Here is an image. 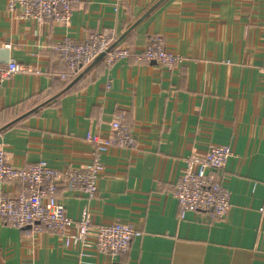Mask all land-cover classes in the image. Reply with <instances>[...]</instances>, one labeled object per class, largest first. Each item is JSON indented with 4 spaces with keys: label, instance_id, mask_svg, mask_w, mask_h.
Wrapping results in <instances>:
<instances>
[{
    "label": "crops",
    "instance_id": "crops-1",
    "mask_svg": "<svg viewBox=\"0 0 264 264\" xmlns=\"http://www.w3.org/2000/svg\"><path fill=\"white\" fill-rule=\"evenodd\" d=\"M96 32L136 52L161 36L179 59L172 70L93 62L61 81L51 46ZM10 60L27 72L0 85V127L25 117L0 132L5 159L15 168L83 167L93 152L85 135L106 133L126 112L135 149L100 156L93 198L63 188L56 196L69 218L87 210L93 226L122 222L141 235L111 260L0 222V264H264V0H80L66 26L22 20L0 0V65ZM211 144L232 151L222 171L229 212L221 221L180 218L173 187ZM19 189L0 182V191Z\"/></svg>",
    "mask_w": 264,
    "mask_h": 264
},
{
    "label": "built area",
    "instance_id": "built-area-1",
    "mask_svg": "<svg viewBox=\"0 0 264 264\" xmlns=\"http://www.w3.org/2000/svg\"><path fill=\"white\" fill-rule=\"evenodd\" d=\"M80 0H6L8 11L22 20L36 23H57L66 26ZM50 51L64 66L61 81L90 66L102 56L109 68L118 60L133 59L135 64L153 63L172 70L178 56L168 49L161 36H150L145 46L134 51L130 45L118 41L114 33L96 32L81 40L63 39L54 43ZM27 72L16 61L0 65V85L14 74ZM110 81H106L108 89ZM126 112L119 111L109 122L106 133H87L85 141L93 147L92 160L83 167L57 170L38 161L23 168L13 167L0 148V182L18 181L20 189L14 194L0 191V222L31 234L47 233L61 241L64 248L94 250L109 259L126 254L131 241L141 231L131 224L114 222L93 226L87 210L78 219L69 218L64 204L56 196L60 188L86 198H93L97 182L104 172L100 156L112 149H135L136 139L126 122ZM229 146L211 144L200 158L187 160L178 182L173 187L180 218L188 212L202 213L212 221L224 220L230 208L229 192L222 181V171L231 158Z\"/></svg>",
    "mask_w": 264,
    "mask_h": 264
},
{
    "label": "trees",
    "instance_id": "trees-1",
    "mask_svg": "<svg viewBox=\"0 0 264 264\" xmlns=\"http://www.w3.org/2000/svg\"><path fill=\"white\" fill-rule=\"evenodd\" d=\"M99 58V57H98ZM98 58H96L95 60H94V62L98 59ZM103 62V60L100 58L98 61H96V62ZM69 78V77H68ZM68 80V79H67ZM72 81V80H71ZM70 80H69V83L71 82ZM78 82V81H77ZM76 81L73 83V85H71L69 88H67V90L66 91H68V90H70V89H72V87H74L75 85H76V83H77ZM64 88V87H63ZM65 91V92H66ZM47 104V102H44V103H42V105H41V107L42 106H44V105H46ZM32 110V109H31ZM31 110H29V111H31ZM34 111H36V110H32L31 111V113H29V115H31ZM25 114H23V115H18V117H16L14 120H12L10 123H8V124H6V125H3L2 127H0V132H2V130L3 129H6L7 127H11V126H14V125H16V124H18V123H20L22 120H23V118L25 117L24 116ZM21 116V117H20Z\"/></svg>",
    "mask_w": 264,
    "mask_h": 264
},
{
    "label": "water",
    "instance_id": "water-1",
    "mask_svg": "<svg viewBox=\"0 0 264 264\" xmlns=\"http://www.w3.org/2000/svg\"><path fill=\"white\" fill-rule=\"evenodd\" d=\"M101 57H102V56H99V58H98L96 61H98ZM96 61H95V62H96ZM95 62H94V63H95Z\"/></svg>",
    "mask_w": 264,
    "mask_h": 264
}]
</instances>
